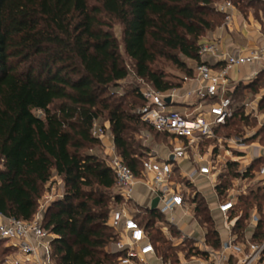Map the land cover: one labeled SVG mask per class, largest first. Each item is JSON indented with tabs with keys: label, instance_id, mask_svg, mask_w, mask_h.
Masks as SVG:
<instances>
[{
	"label": "trees",
	"instance_id": "obj_1",
	"mask_svg": "<svg viewBox=\"0 0 264 264\" xmlns=\"http://www.w3.org/2000/svg\"><path fill=\"white\" fill-rule=\"evenodd\" d=\"M213 1L0 0V213L30 220L43 185L52 175L59 177L62 197L47 208L41 222L54 235V264H118L119 254L105 250L115 239L107 222L114 176L98 155L101 140L91 134L92 126L104 117L106 124L100 126L110 132L124 164L139 175L144 153L136 151L129 131L146 127L154 136L165 135L141 119L139 87L122 93L110 90L130 72L158 92L180 87L181 79H171L156 65L166 60L185 76L192 75L180 56L201 63L200 39L220 22ZM231 1L241 11L256 2L246 0L239 6L238 0ZM113 21L121 25V43L112 31ZM260 83L263 71L246 88L257 92ZM129 95L134 100L126 101ZM248 118L242 106L236 107L217 134H231L230 126L247 124ZM234 165L229 164L228 177L235 175ZM256 166L257 161L251 164L252 169ZM225 179L216 186L219 193ZM120 199L118 193L113 195L115 203ZM240 199L243 218L253 206L263 216L264 185ZM190 201L205 226L206 243L218 248L219 236L204 198L194 191ZM145 212L147 218H134L166 260L169 247L160 249L163 238L149 232L162 214L156 209Z\"/></svg>",
	"mask_w": 264,
	"mask_h": 264
},
{
	"label": "built area",
	"instance_id": "obj_2",
	"mask_svg": "<svg viewBox=\"0 0 264 264\" xmlns=\"http://www.w3.org/2000/svg\"><path fill=\"white\" fill-rule=\"evenodd\" d=\"M231 7V2L222 6L227 22ZM217 52L218 43L215 39L200 42V57L217 56ZM222 59L224 65L219 69L201 62L195 65L190 77L183 76V82L196 80L198 83L195 88L185 91L181 99L183 104L194 106L188 112L172 108L177 99V87L158 92L142 81L144 86L139 88L144 100V106L140 109L141 119L153 131L168 138L172 149L166 159H157L153 154L144 156L140 161V173L135 175L117 154L109 137L111 144H104L109 150L104 162L113 173L114 187L121 197H130L134 185L141 183L158 197L156 210L159 213L184 205V195L180 183L176 181L173 162L191 155L195 169L189 177L200 175L212 182L214 187L229 164L239 163L230 180L232 186L224 189L225 198L218 200L215 190V210L222 218L228 232L227 238L219 250H207V256L201 264H264V218L256 206L251 208L248 218H243L244 209L238 205L239 198L250 189L264 185V143L259 137L251 140L255 133L223 137L217 134V130L232 117L237 107L232 88L228 87V71L246 64H260V71L264 73V46L248 53H228ZM167 97L169 103L165 101ZM240 105L245 115L256 118L260 127L264 121V111H261V107L264 108V87L248 96ZM91 134L98 137L101 143L108 139L105 129L96 122ZM208 141L212 143L206 146ZM200 145L206 148L201 151ZM215 148L222 149L227 159L214 154ZM170 156H173L172 161L168 160ZM255 161L257 166L252 169L251 164ZM261 213L264 216V206ZM41 220L38 213L30 220L6 217L0 213V241L17 254L9 261L10 264H53L51 240L54 235L43 228ZM107 222L115 233L112 250L119 254L118 264H154L157 259L162 264H172L162 259L148 233L124 210L111 211Z\"/></svg>",
	"mask_w": 264,
	"mask_h": 264
},
{
	"label": "crops",
	"instance_id": "obj_3",
	"mask_svg": "<svg viewBox=\"0 0 264 264\" xmlns=\"http://www.w3.org/2000/svg\"><path fill=\"white\" fill-rule=\"evenodd\" d=\"M255 1H256L255 3H261L262 5H264V0H255ZM255 3L250 4L247 11H241L235 5L231 4L232 7L231 9L228 10V13L230 14V19L222 27V30H219V32L217 31L218 34H216L215 37L209 36L210 38L209 37L207 38L206 35L203 36L202 39H200V42L215 39L218 43V52H217L218 55L201 57V62L205 63L207 66L213 69H219L224 65V60L222 59L223 55L228 53H237V52L248 53L250 50H253L260 46H264V15L262 16L259 15L260 13H262L260 9L256 11L252 8V6ZM249 8H252L253 10H249ZM192 61L195 64L194 66L190 65V68L194 69L197 63L194 60ZM260 69H261L260 64H251V65L246 64L240 67H234L228 71V75L230 78L228 87L230 89L232 88L231 90L233 97H238L236 96L238 94L241 96V99L243 101L248 96H251L255 93V92L251 93L246 88V86L257 77L255 76V74L258 73ZM197 84L198 83L196 80H192L188 82L182 81L181 86L177 87V99L175 104L172 105V108L184 112H188V110L194 108L193 105L183 104L181 102V99L183 98V94L185 93V91L195 88ZM236 102L238 101L236 100ZM261 111H264L263 107H261ZM108 139L110 138L108 137ZM108 139H105L102 142V144L103 145L111 144V141H109ZM162 139L165 142H163V144L160 145L159 148L157 147L152 148V153L154 157L160 160L166 159L169 154V151H171L172 149V145L169 143L168 138L164 136ZM211 143L212 141H208L206 143V146ZM203 148L206 147L200 145L199 149L201 151ZM220 150L221 149L215 148L214 154H218L222 159L225 158L227 159V155L224 153V151L221 152ZM183 165H186L187 168L189 169L187 173L184 171ZM194 169L195 166L191 155L185 156L179 159L178 161L173 162V171L175 172V176L177 177V179H179L176 180L177 182L184 181V185L191 184L197 188L195 184V179L197 177L204 179L207 182V184L209 183L208 185L211 187L213 195L216 198V194H215L216 187H214V184L212 182H210L208 179L200 175L189 177ZM53 176L61 181V179L56 175ZM185 192L186 193L189 192L187 187L185 188ZM197 192L202 193L201 196H203V198H205L206 200L204 193L199 188H197ZM131 196L136 200H138L139 203L145 209H150L149 208L150 202L155 197L151 189H149L147 186H144L143 184L134 185ZM187 199L190 201V198L188 196ZM206 203L210 215L212 217L215 230L217 231L219 236V240H220L219 247L213 248L206 243L205 226L201 225L198 222L197 218L195 217L194 203L191 201L187 203L184 199V205L182 207H176L172 211H168L166 213H161V214L163 220L166 223H168V225H171L176 232L180 233V235H183V237L192 238L194 242L193 245L195 248H197L199 252H195L194 254H191L189 258H187L184 255H181L177 258L176 260L177 262L174 261V263L168 259L166 260L163 259L164 261H170L172 264H201L202 260H204L207 256V252H206L207 250L210 251L219 250L221 243L227 238L228 232L223 225L222 218L215 210V207L214 210L211 211L207 200ZM158 222L159 220L155 218L153 225L157 226ZM154 264H162V263L160 259H157L154 261Z\"/></svg>",
	"mask_w": 264,
	"mask_h": 264
},
{
	"label": "rangeland",
	"instance_id": "obj_4",
	"mask_svg": "<svg viewBox=\"0 0 264 264\" xmlns=\"http://www.w3.org/2000/svg\"><path fill=\"white\" fill-rule=\"evenodd\" d=\"M238 1H239L238 5L241 6L242 4L245 3L246 0H242V1L238 0ZM226 2H231V4L234 3L231 0H215V1H213L212 7H213L214 11L219 15L220 22L218 25H216L212 30H210L206 34L207 38L209 36L215 37V35L218 34L219 30H222V27L227 23L226 18H225L226 13L222 9V6L225 5ZM235 6L237 7V5H235ZM259 6H264V5H262L261 3H256L252 6V8L254 10H256V7H259ZM252 8H249V10H253ZM241 9H245L243 11L248 10V8H246V7H243ZM259 15L260 16L264 15V10ZM121 29H122L121 25L117 21L112 22V31H113L114 35L117 37L119 43H121ZM121 51H122V46H121ZM180 57H181V59H183V61L185 62V65L187 67H190V65L194 66L195 63L191 59L184 58L182 56H180ZM123 58H124V61L126 64L130 63V61L127 59V57L124 56ZM156 67L162 68L169 75V77H171V79H174V80L181 79V81H183L182 78H183V76H185L183 71H181L179 68H177L175 65L171 64L170 62H168L166 60H160V62L156 65ZM135 86L141 88L144 86V83L141 80L135 78L133 73L130 72V75L127 78L120 81V86L118 88L111 89L110 93L112 91H119V93H122L123 91H126L127 89H130L131 87H135ZM261 87H264V83H262V84L260 83V88ZM125 100L126 101H132L134 99H133L132 95H129L127 98H125ZM237 100H238V102H236V104H238L237 107H239V106H241L240 103L242 102V99L239 96V97H237ZM134 109H136V107ZM35 113L40 114L39 111H35ZM261 123L263 124L264 121ZM97 124L102 125V126L104 124H106L104 117H101L98 120ZM261 126L259 127V124H258V121L256 120V118L249 116L247 124L245 122H242V123L237 122L235 125L233 124L232 126H230L229 131H231L232 133L229 135H241L243 133L244 134L245 133H247V134L255 133L254 136H252L251 140L259 137L260 141L262 143H264V131L260 132ZM235 127L239 130L235 131L236 130ZM104 129H105V133H106L107 137H110V132L108 131V129L107 128H104ZM129 134L132 135V139L134 142L133 144L136 147V151H138L139 153L142 151V153H144L145 157H147L148 154H153L152 148H156V147L159 148V146L162 145L163 142H165V141H163L161 136L160 137L154 136L153 132H150L146 127L141 128L137 133H132V131H129ZM218 136L223 137L226 135L220 130L218 132ZM144 137H146V138H144ZM214 143L216 144L217 142L214 141ZM136 144H138V146H136ZM220 151L223 152L222 149ZM108 153H109L108 148L101 143L100 146L98 147V155H99L100 159L104 161L105 158L108 156ZM234 163H235V165L232 166L231 169L235 172V169L239 166V163H237V162H234ZM183 169L186 173L189 171V169L187 168L186 165H183ZM229 171H230V166L228 165L227 170L223 174H221V176L219 177V181H224V179L226 178L225 180L227 181V184H226L225 189L232 186V183L230 182L232 177H228V175H227ZM177 180H179V179H177ZM179 183H180V189L183 192L184 199L187 203L190 202L187 199V196L189 198H191L194 191H197V188H199L204 193L211 211L214 210V207L216 204V198L213 195L211 187L208 185L209 183L207 184V182L204 179H201L198 177L195 179V184H196L197 188L191 184L190 185H184V181H180ZM138 184H141V183H138ZM262 186H256L257 188L250 189L247 192V194L242 196V197L244 198L245 196L256 192L257 189L259 187H262ZM186 187L189 191L188 193L185 192ZM63 190H64V187H63L62 181H60L58 178H55L52 175L50 180L48 182H46L42 187V192H41L40 197L37 200L36 210H35L34 215L36 213H38L43 218V215H44L45 211L47 210V208L56 199L62 197ZM216 191L218 193V200L225 198L224 195L226 193L224 190L221 193H219V191L217 189H216ZM115 193H118V190L115 187H113L110 190L111 197H110V202H109L112 211L124 210L125 212H127L131 216L136 217V219H138V220L139 219L143 220V219L147 218V214L145 212L146 209L139 203L138 200H136L132 196H130L128 198L127 197L126 198L121 197V199L115 203L113 201V195H115ZM200 195H202V193H200ZM242 197H240V198H242ZM204 200H205V198H204ZM206 200H205V202H206ZM238 205L240 207H242L243 209H245L244 206L241 204V199L238 201ZM250 210H251V208L247 212V215L244 216L245 218H248ZM262 218H264V216H262ZM152 228L153 229H151L149 231L150 234H153L154 237L160 236L161 238H163V243L160 245V249H162V247H164V248L169 247V249L166 252L168 253V260H170L171 262L174 263V259H177L181 255H184L187 258H189V256L191 254L195 253L194 251H197V248H195L193 245V243H194L193 239L192 238H186V237H183V235H180V233L176 232L171 225H168V223H166L163 220L162 216L159 217V222H158L157 226L153 225ZM214 228H215V226H214ZM112 249H113L112 242H109L105 246V250L112 251ZM187 252H189V253L187 254ZM15 256H17V254H15L13 249L10 246H8L5 242L0 241V263L1 264H10L9 261L11 259H13ZM52 263H53V261H52Z\"/></svg>",
	"mask_w": 264,
	"mask_h": 264
},
{
	"label": "water",
	"instance_id": "obj_5",
	"mask_svg": "<svg viewBox=\"0 0 264 264\" xmlns=\"http://www.w3.org/2000/svg\"><path fill=\"white\" fill-rule=\"evenodd\" d=\"M169 100H170V99H169L168 97L165 98V101H166L167 103H169ZM172 159H173V156H170L169 160H172ZM157 203H158V197L155 196V197L151 200L150 205H149V208H150V209H155Z\"/></svg>",
	"mask_w": 264,
	"mask_h": 264
}]
</instances>
